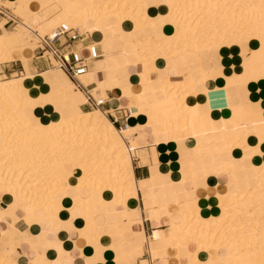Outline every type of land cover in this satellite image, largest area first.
I'll return each instance as SVG.
<instances>
[{
	"label": "bare ground",
	"instance_id": "6f19581e",
	"mask_svg": "<svg viewBox=\"0 0 264 264\" xmlns=\"http://www.w3.org/2000/svg\"><path fill=\"white\" fill-rule=\"evenodd\" d=\"M3 3L16 18V22L12 17L3 20L4 25L15 23L22 32L1 30L0 63L19 61L25 71L10 78L0 75V192L8 194L14 210L25 213L24 221L28 225L40 223V212L45 214L43 220L49 221L76 209L83 220L79 236L90 248L99 246L102 253L99 240L105 237L107 226H98L95 218L96 208L104 207L115 220L129 221L130 228L124 233L120 232L124 221L116 222L109 238L120 236L129 247L117 248L114 261L131 264L146 239L143 232L131 230L141 225V219L139 211L131 213L130 202H137L138 193L152 207L159 198H165L167 204L170 196L174 202L172 189L177 187L183 195V208L175 217L168 213L160 219L169 233L153 231L149 243L152 257L158 250L153 242L158 241L166 251L175 250L179 264H183V257L186 264H264V161L260 160L264 106L258 108L251 99L233 104L239 93L228 92L239 86L247 89L246 94L254 87L257 92L264 89V0ZM31 3L35 10L30 9ZM59 21L70 29L93 23L85 33L97 38L99 44L115 39L124 42L120 52L105 55L103 73H108V78L96 82L91 93L95 99L104 100L105 90L120 89L130 68H137L132 78L136 85L129 86L127 95L129 114L146 117L141 129L154 126L158 139L152 138L153 144H166L170 153L173 145L177 150V142L182 141L187 152L183 160L179 156L172 160L164 175L152 169L148 179H133L131 155L136 143L132 135L139 127L125 126L120 132L100 109L79 111L84 96L61 71L31 73L35 37L49 34L46 29ZM222 49L228 50V59L205 69L202 54ZM191 58L197 74L183 72ZM169 68L176 69L177 74L171 77L164 73L163 69ZM95 74L92 67L79 79L86 86L83 80ZM198 84L202 85L200 93ZM190 99L195 101L189 104ZM170 175H176L177 182L168 180ZM210 175L225 176L227 190L199 200L194 194L196 181ZM240 180L247 184L243 189L237 187ZM188 181L193 185L185 189ZM234 186L237 189L233 190ZM6 226L0 233V246L4 237H24L12 223ZM39 235L42 239L44 234ZM224 248L228 253L214 261L202 263L196 255L198 251ZM38 258L49 264L44 255ZM96 259L102 261L101 255ZM0 264L14 262L0 254Z\"/></svg>",
	"mask_w": 264,
	"mask_h": 264
},
{
	"label": "crops",
	"instance_id": "0c3cea01",
	"mask_svg": "<svg viewBox=\"0 0 264 264\" xmlns=\"http://www.w3.org/2000/svg\"><path fill=\"white\" fill-rule=\"evenodd\" d=\"M4 1L5 0H0V9L2 11H6L12 17H14L10 9H6L4 6H2V3ZM30 9L35 10L36 5L31 3ZM3 20L4 18L0 16V23L2 24L0 32L1 30L9 31L11 29H12L11 31L13 32H22L20 26L16 24L15 26H13L12 23L6 26L4 25ZM61 22L63 21L55 22L56 24L55 23L51 24V27L46 29L47 32L51 31V29L56 28L57 25ZM92 25L93 23L88 22L87 24L75 28L74 30H76V32L78 33L79 38L73 41L69 47V48L81 47L82 49L86 47L88 44L94 45V51L98 57L91 61H88V64H86V73L90 72V70L93 67V69L97 71V74L92 75L90 77L88 76L85 78V80H83L86 82V86H84L83 84L82 85L87 90L94 89V84L96 82H101L106 80V77L108 78V73H103L106 67L105 55H111L113 53L120 52L124 48V42L120 39H115L112 42L108 41L99 44L97 38L95 39L89 36L87 33H85L86 28L91 27ZM65 50L66 49L62 51ZM79 53L82 58H85L87 55V53L84 50H81ZM215 53H216L215 51H212L202 54V58L204 59L205 69H210L213 67L215 68L219 66V64L224 63L225 58L228 59L227 49L224 50L222 49L220 52H217L216 54ZM220 56L222 58L221 60L219 59ZM35 57H36V52H32V57L29 63L31 66L32 74H40L42 71H43L42 73H44L48 69H50L46 62H43L38 59H34ZM161 64L162 62L158 61L157 64L158 67H161L162 66ZM23 69L24 67L22 68L19 61L0 64V74L4 78H10L13 73L19 76L23 73ZM182 69L183 72L192 71L193 74H197V69H195V63L193 58H191L189 64H187L186 67H183ZM163 70L164 73H166L171 77L177 74V70L173 68H169L168 70L167 69H163ZM136 72H137V68L132 66L129 71L130 74L125 76V78L123 79L121 88L117 89L115 92L105 90L104 91L105 98L103 104L99 107H96V109L98 108L101 111H103V113L105 114L107 120L110 122L112 127H114L117 130L121 128L123 125H126L129 128H136V126L137 127L143 126L147 122V119L144 115L136 114L132 116L129 114V111L126 108L128 104L127 95L128 93L131 92V87L129 86L136 85V82L134 81V79H132L133 76L136 74ZM196 90L197 93H200L202 90V85L198 84ZM249 91L250 92L246 94L247 89L244 88L243 86H239L238 88L228 89V92H230L231 95L235 94V92L239 93V98H234L233 104H236L238 102H246L251 99L252 104L255 105L256 103L258 104L257 106L258 108L260 107L262 108L264 104H260V103L264 102V89H261L259 92H257V88L254 87L253 90L251 88L249 89ZM189 101L188 103L191 104L195 100L191 101L190 99ZM78 109L81 112H89L95 109V107H92L91 105L85 104V102H83L78 106ZM45 111L48 112V109L46 108ZM124 128L118 131L122 132ZM154 134H155L154 126H152V128L145 126L142 127V129L141 127L137 128L135 133H133L132 135V140H135L136 143L135 148H133L132 150L133 156L131 155V172H132V177L135 181L148 179L150 177L151 174L150 172L152 169H155L158 173L161 172L163 174L165 170L169 167L167 165L170 164L171 160L176 158L173 156V154L169 153L166 144L162 142H159L157 144L152 143V138L153 140L158 139L157 135ZM248 139H249L248 140L249 143L253 142L251 136H249ZM151 149L153 152L151 151ZM183 155H184V151H180V156ZM235 155L238 156L237 153ZM151 156L152 157L154 156L153 160ZM183 159L184 158H181V160ZM139 160L141 161V163L139 162ZM260 160L264 161V149L262 151ZM210 176H208L206 179L198 178L196 181L198 187L195 189L194 194L195 196H197L199 200L205 198H211L214 196L215 192H223L227 190L226 187L227 181L225 176L222 175H218V176L210 175ZM168 180H170L171 182H177V176L170 175L168 176ZM192 185L193 183L188 181L187 183L184 184V187L185 189H190ZM246 185H247L246 183L240 180L238 181L237 187L243 189L246 187ZM172 191L173 193H175L173 195V200L175 201L168 202V200H166L168 202L167 204H165V198H159L157 200L158 204L155 207H152L151 203L147 199H142L139 193L137 194V202L134 201L130 202L129 207L131 213H136L139 211L140 219H141V225L140 224L134 225L132 226L131 230L136 231L137 233H139L140 231L143 232V236L146 239V241L144 240V242L142 243V250L138 253L140 255L134 257L131 264H140L141 263L140 261H144L145 264H179L180 263V259L176 256L175 250L166 251L162 246H159L158 241L156 243L153 242L155 247L157 246L158 250L155 251L156 257H152L149 246V243L151 241V234L153 233V231H158L161 234L169 233L168 226L162 223L160 219L165 218L168 213L173 214V216L175 217L176 216L175 212H178V210H181L183 208V203H184L183 195L181 194V192L177 187L173 188ZM8 197H9L8 194L0 192V219H3L5 217L4 220L0 221V233L6 230L7 227L6 225L12 223V226L20 233H22L23 236L25 237V238L19 237L16 240H10L9 237H4V241H3L4 244L8 243L10 246L9 245L0 246V253L5 254L6 257L11 262H14V264H30V263L43 264L41 260L38 258V255H44V257L48 260L49 264H126L123 261H114V259L118 256L117 248L122 247L123 249H128L129 247H127V245L123 242V239L120 236L112 235V237L109 238V235L114 233L115 231L114 227H116V222L120 224V222L124 221L123 222L124 226L123 228L120 229V232L121 233L126 232L130 228L128 220H122V218H116L115 220L114 215L112 213L106 214L104 207L98 206L96 208L95 221L97 225L107 226L105 237L100 238L99 240L100 246L104 247V249L106 250L103 249L102 250L103 252L100 253L99 246H96L94 249H92L86 245L84 238L79 236L78 233L83 228V220L81 219L78 210L73 209L70 212L65 211L64 213H61V215H57L55 217L53 216L49 221L43 220L45 219L44 218L45 214L40 212L38 213L37 217L41 222L32 223L28 225L23 218L25 213L19 209L14 210L12 203H9ZM57 199L59 200L60 196H57ZM4 206L7 207L5 209V212L2 209V207ZM120 208H121L120 206H115V209L118 211L120 210ZM156 216L159 219H156ZM3 221L5 223H3ZM40 233L44 234L42 239L40 238L41 237L39 235ZM108 246L113 247V249L107 248ZM226 253H228V249L224 248L221 251L219 250L210 251V252L198 251L196 255L198 260H200L202 263H206L207 260L214 261L221 254L224 255ZM170 254L172 255L170 256ZM99 255H101L102 261L101 260L98 261L96 259L98 258ZM160 257L163 259H160ZM186 261L187 259L185 257L181 258V262L183 264H186Z\"/></svg>",
	"mask_w": 264,
	"mask_h": 264
},
{
	"label": "built area",
	"instance_id": "2783aa9c",
	"mask_svg": "<svg viewBox=\"0 0 264 264\" xmlns=\"http://www.w3.org/2000/svg\"><path fill=\"white\" fill-rule=\"evenodd\" d=\"M0 16L4 20H9L12 16L6 11L0 9ZM14 18V17H12ZM16 19L14 18V21ZM13 26L15 23H12ZM79 38L78 33L74 29L67 28L65 24H60L54 28L49 34L35 37L36 57L34 59L46 62L50 69L61 71L68 79L74 89L80 91L84 96L85 104L92 107H99L103 104V99H95L92 96L91 89H85L80 81V77L86 73V64L88 61L97 58L94 47L88 44L84 48H69L71 43ZM66 49L65 51H62ZM84 50L87 55L85 58L80 56V51ZM1 75V74H0ZM123 125L118 130H121Z\"/></svg>",
	"mask_w": 264,
	"mask_h": 264
},
{
	"label": "rangeland",
	"instance_id": "374dc122",
	"mask_svg": "<svg viewBox=\"0 0 264 264\" xmlns=\"http://www.w3.org/2000/svg\"><path fill=\"white\" fill-rule=\"evenodd\" d=\"M2 6H4V3H2ZM5 7V6H4ZM6 8V7H5ZM7 9V8H6ZM62 23H64V22H62ZM59 25V24H58ZM15 26V25H14ZM12 30V29H11ZM11 30H9V31H11ZM53 29H51V31H52ZM51 31H49V32H51ZM49 32H47V33H49ZM42 34V33H41ZM46 34V33H45ZM42 35H44V34H42ZM41 35V36H42ZM36 40V39H35ZM34 43H35V41H34ZM34 47H35V44H34ZM0 64H2V63H0ZM1 79V78H0ZM93 97H94V95H93ZM95 98V97H94ZM94 110V109H93ZM93 110H91V111H93ZM95 110H96V108H95ZM91 111H89V112H91ZM124 130V129H123ZM122 130V131H123ZM173 151H170V154L172 153L173 154V156L174 157H181V158H183V157H185L186 156V154H187V152L185 151V148H184V143L182 142V141H178L177 142V150H176V148L174 149V145H173ZM180 151H184V155L183 156H180ZM178 152V153H177ZM176 153V154H175ZM174 160V159H173ZM172 161V160H171ZM235 189H237L235 186L233 187V190H235ZM219 193H221V192H219ZM169 196V195H168ZM169 202L171 201L172 202V199H171V197L169 196L168 197V199H167ZM3 245H9L8 243H5V244H3ZM10 246V245H9ZM2 256H5V254H3V253H0ZM134 257H137V256H139L140 254H138V253H134ZM122 261H124V260H122Z\"/></svg>",
	"mask_w": 264,
	"mask_h": 264
}]
</instances>
